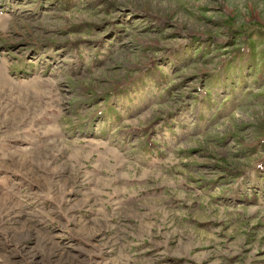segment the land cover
I'll list each match as a JSON object with an SVG mask.
<instances>
[{"label":"rangeland","instance_id":"374dc122","mask_svg":"<svg viewBox=\"0 0 264 264\" xmlns=\"http://www.w3.org/2000/svg\"><path fill=\"white\" fill-rule=\"evenodd\" d=\"M0 264H264V0H0Z\"/></svg>","mask_w":264,"mask_h":264}]
</instances>
